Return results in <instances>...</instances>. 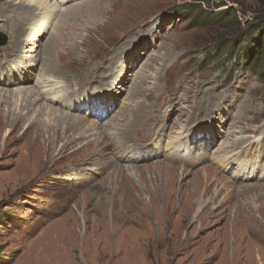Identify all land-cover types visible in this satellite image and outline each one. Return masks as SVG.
<instances>
[{
    "label": "rangeland",
    "instance_id": "1",
    "mask_svg": "<svg viewBox=\"0 0 264 264\" xmlns=\"http://www.w3.org/2000/svg\"><path fill=\"white\" fill-rule=\"evenodd\" d=\"M212 1L223 4L215 12L235 8L243 30L264 17V0ZM196 2L0 0V264H264V62L253 58L245 69L255 36L194 22L185 8ZM84 3L85 11L72 9ZM7 21L29 28L24 37L15 28L24 41L20 56L5 57L13 39ZM69 32L74 38L63 45ZM52 38L62 46L53 52ZM73 39L67 63L64 46ZM229 39L231 54L220 53ZM40 46L56 57L49 74L44 63L40 70ZM126 74L131 81L119 84L103 118L120 137L109 141L95 130L73 144L81 130L68 140L47 130L39 144L35 130L23 134L33 122L54 125L67 113L91 118L87 107L68 112L47 99L27 111L35 86L51 99L72 91V106L74 95L102 96ZM134 104L132 115L148 107L158 114L153 133L126 128L123 107ZM19 114L26 122L15 128ZM122 136L131 144L120 143Z\"/></svg>",
    "mask_w": 264,
    "mask_h": 264
},
{
    "label": "bare ground",
    "instance_id": "2",
    "mask_svg": "<svg viewBox=\"0 0 264 264\" xmlns=\"http://www.w3.org/2000/svg\"><path fill=\"white\" fill-rule=\"evenodd\" d=\"M95 3V2H94ZM85 4H87V3H84V4H80V5H78V6H73V10H75L77 13L79 12V10H81V9H83V11H85L86 9H88V6L87 5H85ZM97 4V3H96ZM92 5V4H91ZM90 6V5H89ZM29 8H28V10L30 11L29 12V14L33 17V19L35 18V13L33 12V11H31V10H33L32 9V5H30L29 4V6H28ZM97 8V7H96ZM93 9H94V7H93ZM98 9V8H97ZM91 10V9H90ZM100 10V9H99ZM98 10V11H99ZM98 11H96V12H98ZM103 11V10H102ZM80 13H82V12H80ZM85 14V13H84ZM93 14V13H92ZM89 15H90V13H89ZM91 16V15H90ZM89 16V17H90ZM29 17V16H28ZM83 17V16H82ZM88 17V18H89ZM96 18V17H95ZM16 21V20H15ZM8 23H9V25H10V27H11V29H12V33H13V39L10 41V46H8V48L10 47V49H11V52L10 53H7L6 54V58H9V57H12V56H20L21 55V52H23V45H24V41H23V38H21V36H19V37H17V33H16V31H15V28L18 30H22V33H23V37H24V35L26 34V32L29 30V28L27 27V25H26V27L25 28H23L22 29V25L20 24V25H17L16 27L14 26V23H12V22H9V21H7ZM17 22V21H16ZM29 23V22H28ZM27 23V24H28ZM4 27H5V25H3ZM58 29H60V27H57L56 29H55V32H54V35H53V37L55 38V35H57L56 33L58 32ZM63 29V28H62ZM62 31V30H61ZM40 33H42V32H40ZM61 33V32H60ZM43 34V33H42ZM41 35V34H40ZM58 36V35H57ZM60 36V35H59ZM28 37H29V35H28ZM33 37V39L32 40H35V37L34 36H32ZM66 38H70V39H72V38H74V35L72 34V33H67V34H63L62 35V44L64 45V42H65V39ZM87 39V38H86ZM85 40V39H84ZM75 40L73 39L72 40V42H71V45H70V49H66V46H64V48H65V50L67 51V54H64L63 53V55H62V57H63V60L65 61V59H67V63H68V61L71 59V48L72 47H76V45H75ZM84 42V41H83ZM86 42V41H85ZM50 45V49H51V52H53L54 50H53V47H57L58 49H60V47H62V46H60V47H58V45H56L55 44V42L53 41V38H52V40L50 41V39H49V42H48V46ZM83 45V44H82ZM77 46L79 47V51H81V46H80V44L79 43H77ZM57 49V50H58ZM39 50L40 51H42V53L44 54V57L42 58V59H40V62H41V66H40V70H41V67H42V64H43V68H42V70H43V73L44 74H49V72H53V70H52V64H53V62H54V58H56V57H53L52 56V53L51 54H49V55H47V52L49 53V51H48V49L47 48H45V46L44 47H39ZM78 50V49H77ZM49 56V58L47 59V57ZM58 56H59V54H58ZM70 58V59H68V58ZM118 56L116 55V54H113L112 55V58H111V56H109V58L107 59V60H109V63H112L113 61H114V59H116ZM57 58H59V57H57ZM111 58V59H110ZM47 59V60H46ZM38 62H39V60H38ZM12 66V70L8 73V75H10L11 74V77H12V75L15 73V66L14 65H11ZM19 66H20V64H19ZM111 66V65H110ZM111 68V67H110ZM106 69H108V67L106 68ZM4 70V69H3ZM106 73H111V70L110 71H108V72H106ZM127 75L128 74H126V75H122V80H121V82H119L116 86L114 85V87L113 88H109L110 90L109 91H107V92H104V94H107L108 93V95L110 96L109 98H107V99H103V95L102 96H97V95H93V96H89V95H87V94H82L81 96H77V95H74V97H73V104H72V106H67V103H66V101H67V96L72 92V91H69V90H67V94H66V96H65V94H62L61 95V93L60 94H56L57 92H54V91H52V93L53 94H56L57 96H58V98H52L51 99V97H49V96H47V94H45V93H43L44 92V90L43 89H41V87H39V86H35L36 87V89L38 90V94H36V93H31V95L28 97V99L26 100V104H25V109H27V111H29V109L30 108H32L34 105H35V103L37 102V100H39V99H44V100H52V101H54V104L56 103V104H58V105H60V107L59 108H64L66 111H70V110H73V111H75L76 109L79 111V110H81L83 107H87L86 109L87 110H89L90 112L87 114V115H89L88 117H91V118H89V120L91 121H87L86 119V116L85 115H83V117H79L78 115V117L77 116H75V115H72V114H66V116L65 117H63V116H60V117H56V122H55V124L54 125H50V124H47V123H45V122H41V121H38V122H33L25 131H24V133L23 134H27V133H29V131L30 132H32V130H35V132H34V140H35V142L36 143H39L40 144V142H39V139L41 138V136L47 131V130H49V131H53L54 130V132H55V137L54 138H56V136L58 137V138H60V136H61V131H63V134L67 137V140L69 139V138H71L70 136H72V134H74V131H72V130H81L80 131V136H79V138H77V137H73V140H72V142L71 143H73V144H76L78 141H79V139L80 138H82L83 136H86V137H90L92 134H94L95 133V130H96V132H98L99 133V135H101V133L103 134V136H109V138L110 139H108L109 141L112 139V138H115L116 136H117V134L115 133V132H113L112 133V131H114V130H117V128H116V126H111V125H113V121H112V123H111V121L109 120L108 122H110L109 124H107V122H105L104 121V119L103 118H107V113H109L110 112V108H113V105L117 102V100H115V96H116V90H117V88H122V87H120L119 86V84H123V85H128V82L129 81H131L130 79L131 78H127ZM107 77V76H106ZM27 81V80H26ZM17 82H19V81H17ZM105 83H104V85H106V86H110V84H111V82L109 83L108 82V80L106 79L105 81H104ZM4 83H8V81H4ZM20 83V82H19ZM42 83V82H41ZM136 84V83H135ZM139 84V83H138ZM44 84H42V86H43ZM112 86V85H111ZM134 86V85H133ZM140 86V90L142 91V86L143 85H139ZM132 87V86H131ZM136 87H138V86H136ZM135 87V88H136ZM107 88V87H106ZM105 88V89H106ZM134 88V87H133ZM70 89V88H69ZM71 89L73 90V89H76V87H71ZM24 90H28L27 88H24ZM8 92L10 93V96H13V92L12 91H10V90H8ZM126 92H128L129 93V89L126 91ZM85 93V92H84ZM122 93H124V90H121L119 93H118V96H120V94H122ZM170 93H172L171 94V96H173L172 97V99H175V96L173 95V92H170ZM136 94V93H135ZM138 94H140V93H138ZM144 96L145 95H147V93L146 94H143ZM130 96V95H129ZM142 97V96H141ZM113 100H115V101H113ZM0 101H1V99H0ZM9 101V100H8ZM2 102H3V100H2ZM180 103V102H179ZM46 104V103H45ZM108 107H110V108H108ZM103 110V113H100V112H98L99 110ZM136 109V107H135V104L133 105V108L131 109V108H129V106H127V107H123V114H124V117L125 118H128V117H130V119L127 121V125H126V128L127 129H129V130H131V127H136V130H138V129H142V128H147L146 130H155L156 129V127H159L158 125L155 127V125H156V123H153L154 121H157L158 119H159V116H158V114L156 113V114H154V111H150V109H149V107H148V109H146V111L145 112H139L138 114H136V115H132V110H135ZM62 110V109H61ZM141 111V110H140ZM80 112V111H79ZM135 112V111H134ZM96 114V115H95ZM226 114V113H225ZM146 115H147V117H146ZM219 116L221 115V118L224 116V112H222V113H220V114H218ZM98 116V117H97ZM161 117H162V115H160ZM97 117V118H96ZM224 118V117H223ZM222 118V119H223ZM223 122H224V119L222 120ZM25 122H26V118H25V116H23V115H17V116H15L12 120H11V123L15 126V128L16 127H20L22 124H25ZM91 123V124H90ZM92 123H93V125H92ZM152 123V124H151ZM63 125H65V127H63ZM160 125H162L161 126V132H160V135H162V133H163V131H164V124H163V121H162V123L160 124ZM11 126V125H10ZM208 128V127H207ZM198 129H200V128H197V129H195V130H198ZM151 130V131H152ZM205 130V129H204ZM210 132H212V130L211 129H206V133H205V135L206 134H209ZM152 133H153V131H152ZM180 134H184V133H180ZM197 134H199V133H197ZM163 136L164 135H162L159 139H163ZM106 137V138H107ZM117 137H120L119 135L117 136ZM197 137V136H196ZM105 137L103 138V139H106ZM214 138H215V134H214ZM123 139V141H121ZM122 139H120L119 140V142L120 143H125V144H127V145H129V144H131V142H130V138H123V136H122ZM158 139V140H159ZM181 139V138H180ZM186 139H188V142H190V143H195V142H198V141H202L203 139H198V138H196L197 140H195V139H193L192 137H190V136H186ZM107 140V139H106ZM135 140L136 141H138L137 140V138H135ZM185 139H181V141H184ZM89 141V143L91 144V142L93 141V139L91 140H88ZM87 141V142H88ZM47 142H50V143H53V140H50V141H47ZM213 141H211V143H212ZM67 143H68V141H67ZM70 143V144H71ZM202 144H204V142H202ZM49 145V144H48ZM68 145H69V143H68ZM106 145H107V147H109V143L106 141ZM105 145V146H106ZM135 146H137L138 148H141V145H138V144H135ZM44 147H49V146H45L44 145ZM55 149H54V153L58 150V148L59 147H57V144L55 145ZM205 148H209V146L208 145H206V146H204ZM40 148V147H39ZM46 148V149H47ZM61 149V148H60ZM46 151V150H45ZM41 152V151H40ZM48 152V151H47ZM53 153V155H51V159H55V157H56V155ZM47 154V153H46ZM122 159H126V158H122ZM122 161H124V160H122ZM229 161H233L232 159H228V160H226V162H229ZM52 178V177H51ZM43 256V255H42Z\"/></svg>",
    "mask_w": 264,
    "mask_h": 264
},
{
    "label": "trees",
    "instance_id": "3",
    "mask_svg": "<svg viewBox=\"0 0 264 264\" xmlns=\"http://www.w3.org/2000/svg\"><path fill=\"white\" fill-rule=\"evenodd\" d=\"M197 4V5H196ZM196 5V8L192 6H186L185 12H189V14L194 15L193 21H199L201 25L207 26L209 23H222L224 27L233 29L234 31H237L238 33H244L243 35H250L255 36L254 45L251 48V44L247 45L246 48V56L242 57L245 61L243 66L245 69L251 68L253 63V58L257 60L259 63L264 62V17H259L254 22L247 21V26L242 29V24L238 16V12L235 8H229L228 10H217L219 12H215L214 10H211L212 8H221L223 4L221 3H213L212 0H197V2L194 4ZM212 5V6H211ZM191 8V10H190ZM199 9L200 13H196ZM236 29V30H235ZM221 47L219 48L220 53L227 50L226 55H230L233 48L235 47V41L234 39H229L228 41H225L220 44Z\"/></svg>",
    "mask_w": 264,
    "mask_h": 264
},
{
    "label": "water",
    "instance_id": "4",
    "mask_svg": "<svg viewBox=\"0 0 264 264\" xmlns=\"http://www.w3.org/2000/svg\"><path fill=\"white\" fill-rule=\"evenodd\" d=\"M3 44H5V42H3Z\"/></svg>",
    "mask_w": 264,
    "mask_h": 264
}]
</instances>
